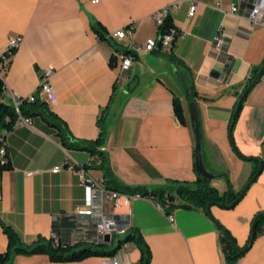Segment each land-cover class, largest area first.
I'll return each instance as SVG.
<instances>
[{
	"label": "crops",
	"instance_id": "obj_1",
	"mask_svg": "<svg viewBox=\"0 0 264 264\" xmlns=\"http://www.w3.org/2000/svg\"><path fill=\"white\" fill-rule=\"evenodd\" d=\"M255 1L232 13V0H0V57L10 38H23L5 74L6 102L36 93L51 68L57 100L48 109L64 122L71 141L97 140L101 118L105 130L94 153L65 147L56 127L41 116L6 134L12 169L0 176V252L8 243L4 225L27 244L55 230L67 236L75 225L73 215L91 202V188L79 168L122 188L196 181L193 130L178 122L173 106L178 97L190 121L191 87L207 166L226 175L212 185L223 193L228 182L240 191L255 180L237 205H214L211 216L178 208L171 221L145 196L119 208L107 201V210L128 219V233L142 235L150 264H227L218 223L238 247L247 248L252 221L264 211V72L244 97L264 64V25L254 26L249 19ZM176 2L180 8L170 16L182 34L173 46L133 51V66L123 72L119 44L129 49L135 32L142 44L157 37L153 13ZM194 2L196 14L189 17ZM99 24L110 41L100 39ZM122 29L132 33L117 40L115 32ZM57 167L61 170L53 172ZM140 259L139 246L127 243L113 257L56 263L46 254H22L12 264H139ZM234 264H264V232Z\"/></svg>",
	"mask_w": 264,
	"mask_h": 264
},
{
	"label": "trees",
	"instance_id": "obj_2",
	"mask_svg": "<svg viewBox=\"0 0 264 264\" xmlns=\"http://www.w3.org/2000/svg\"><path fill=\"white\" fill-rule=\"evenodd\" d=\"M163 25L164 26L161 27L163 31H170L174 28L177 29V27L173 23L171 16H168L165 19ZM96 32L98 33L100 39L110 41V36H108L104 26H102L101 24L96 27ZM117 50L126 51L127 54L130 53V51H128L129 49L121 44H119V48ZM15 51L16 49H14L12 53H5L8 60L6 64L7 69L10 65L12 54ZM260 72H264V64L262 65ZM255 78L256 74L253 76V79ZM252 82L253 81H251V83ZM249 86L250 85H248L247 88H249ZM5 91V82L0 78V134L4 138L2 143H5L6 134L14 129L21 117L32 118L34 116H41L48 123L54 125L58 130V135L65 147L77 148L94 153L95 147L103 143V136L105 133L103 126L104 118L100 119L101 132L97 140H94L92 142H73L65 131L66 125L55 113L48 109L47 102L42 100L29 102L26 99L19 105L18 111L15 104L6 102ZM248 92L249 90L246 89L244 97H246ZM194 96L195 93L190 98V101L194 100ZM173 106L174 114L178 122L181 125L188 126L190 124V121L188 119V116L186 115L182 101L178 97L174 98ZM239 110L240 107L234 115L232 125L235 123L238 117ZM10 169H12V163L8 155V160L6 162H0V176L4 171ZM255 178L256 176H254L251 181H254ZM104 179L106 182V187L108 189L130 195L141 194L142 196L153 199L162 207L167 215H173L174 211L178 208L201 209L209 214L207 211V206L209 203L216 202L222 206H228L233 203L237 205V203L242 199L246 192L245 191L243 193V190L246 187L243 190L236 191L232 187L231 183L228 182V189L225 192L221 193L218 188L212 185V181L205 179L200 175L198 176L196 181H180L168 179L164 186L150 189L122 188L118 185H113L112 182L107 180L106 177H104ZM209 215L211 216V212ZM218 225L221 229V240L227 264H234L244 253H241L236 249V247H238L236 239L229 232V230L223 227L220 223H218ZM252 229L254 231V239L259 233L264 232V211L256 214L252 221ZM3 231L7 237L8 243L6 250L0 252V264H12L14 257L16 255L22 254H46L49 256L52 262L56 263L79 262L91 257H113L116 255L117 251L127 243H136L139 246L141 250V259L139 264H150L152 256L150 248L144 241L142 235L137 233L136 231H131L129 233L127 232V236L123 240H119L116 248L111 251L106 249L107 244L86 245L79 243L71 245L64 242H61L60 244H54L51 239L44 237L38 238L31 244H27L22 241L18 233L11 226L4 225Z\"/></svg>",
	"mask_w": 264,
	"mask_h": 264
},
{
	"label": "built area",
	"instance_id": "obj_3",
	"mask_svg": "<svg viewBox=\"0 0 264 264\" xmlns=\"http://www.w3.org/2000/svg\"><path fill=\"white\" fill-rule=\"evenodd\" d=\"M250 0H232L230 5V11L237 13L241 7L248 3ZM92 3H99L100 0H91ZM180 5L178 2L163 6L153 13L154 20L158 27V36L155 38L148 39L144 44L139 43L136 39L135 32V43L129 46L130 53L126 51L117 50L121 59V69L123 72L131 70L134 61L133 51H139L141 49L153 50L154 48L161 46L168 50L170 49L175 40L182 34L177 29L170 31H163L162 16H170L172 10L179 9ZM197 3L194 2L189 10L188 16L193 17L196 14ZM249 19L254 26L264 25V0H256L253 3L252 9L249 14ZM128 29H135L133 27ZM114 37L117 40H123L125 38V30H118L115 32ZM23 38L21 36L10 38L6 49L0 57V78L4 81L5 74L7 71V58L6 52L12 53L14 49H17L22 43ZM217 45H222V38H216ZM52 75L53 70L49 68L47 72L42 76L38 91L31 94L27 98L16 97L14 98L16 109L19 111V105L24 101L35 102L36 100H42L48 104L56 102L57 96L52 86ZM17 124H31V118L21 117ZM3 136L0 134V162H6L8 160V148L5 143ZM72 169L76 167L73 165L69 166ZM61 167L53 169V172H58ZM82 182L91 188V202L88 208L79 209L73 215L75 218V225L69 231L66 237L62 236L58 231H54L48 239H51L54 244H60L61 241H69V244H86V245H98V244H111L116 234H127L131 228V224L125 216L114 215L108 212L106 202L111 201L114 208L122 207L123 205H129L133 198L142 197L141 194H125L106 187L104 178L95 179L90 176L84 168H79ZM170 220L174 221V216L170 215ZM107 236H110V242H107ZM115 264H119L115 262Z\"/></svg>",
	"mask_w": 264,
	"mask_h": 264
},
{
	"label": "water",
	"instance_id": "obj_4",
	"mask_svg": "<svg viewBox=\"0 0 264 264\" xmlns=\"http://www.w3.org/2000/svg\"><path fill=\"white\" fill-rule=\"evenodd\" d=\"M261 75H262V72H260L258 74V76L253 80V82L249 86L248 90H250L253 87V85L258 81V79L261 77ZM187 96L189 98H191L193 96V88L192 87L188 89ZM240 104H241V101L239 103V106H240ZM189 114H190L191 128L193 130V134H194V138H195V167H196L198 174L200 176H202L203 178L208 179L210 181H214V180L224 178L225 174L216 173V172L212 171L207 166L205 154H204V148H203V141H204L203 132H202V127H201L198 107H197V104L195 101H190ZM261 168H262V166H261ZM250 183L247 184L246 188L243 190V193L250 186ZM214 205L220 206L222 208L230 209V208L234 207L235 204L233 203V204L228 205V206H222L216 202H211L207 206V211L209 214H210V208ZM254 224H253V226H254ZM106 239H107V242H110V236H107ZM253 240H254V231L252 229L251 238L249 240V244H248L247 248L242 249L240 247H236V249L241 253H245L252 246Z\"/></svg>",
	"mask_w": 264,
	"mask_h": 264
},
{
	"label": "rangeland",
	"instance_id": "obj_5",
	"mask_svg": "<svg viewBox=\"0 0 264 264\" xmlns=\"http://www.w3.org/2000/svg\"><path fill=\"white\" fill-rule=\"evenodd\" d=\"M126 236H127V234H123V233L122 234H116L113 238V242L111 244H108L106 246V249L110 250V251L114 250L118 244V241L123 240Z\"/></svg>",
	"mask_w": 264,
	"mask_h": 264
},
{
	"label": "bare ground",
	"instance_id": "obj_6",
	"mask_svg": "<svg viewBox=\"0 0 264 264\" xmlns=\"http://www.w3.org/2000/svg\"><path fill=\"white\" fill-rule=\"evenodd\" d=\"M168 16H162V25L164 24V22H165V19L167 18ZM122 30H125V29H122ZM132 32L131 31H129V32H127V30H125V37L128 35V34H131ZM124 39V38H123ZM14 104H15V102H14ZM61 242H64V241H61ZM65 243V242H64Z\"/></svg>",
	"mask_w": 264,
	"mask_h": 264
}]
</instances>
